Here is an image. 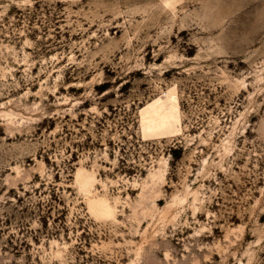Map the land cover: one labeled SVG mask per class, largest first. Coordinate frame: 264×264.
Instances as JSON below:
<instances>
[{
  "label": "rangeland",
  "instance_id": "rangeland-1",
  "mask_svg": "<svg viewBox=\"0 0 264 264\" xmlns=\"http://www.w3.org/2000/svg\"><path fill=\"white\" fill-rule=\"evenodd\" d=\"M0 264H264V0H0Z\"/></svg>",
  "mask_w": 264,
  "mask_h": 264
}]
</instances>
